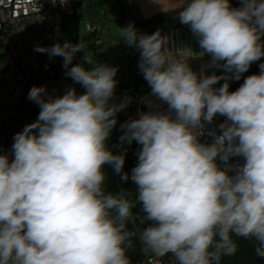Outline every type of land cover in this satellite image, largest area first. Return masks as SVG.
Masks as SVG:
<instances>
[{
	"label": "clouds",
	"instance_id": "obj_1",
	"mask_svg": "<svg viewBox=\"0 0 264 264\" xmlns=\"http://www.w3.org/2000/svg\"><path fill=\"white\" fill-rule=\"evenodd\" d=\"M241 4L185 0L179 15L212 63L226 61L235 79L264 57V0ZM122 33L142 49L140 69L153 94L176 114L147 113L122 126V141L142 145L131 179L153 222L140 234L145 251L172 253L179 264H220L238 250L232 233L264 248V64L234 92L227 82L213 89L222 77H198L185 61L170 60L159 33L138 36L131 25ZM83 47L66 42L48 51L66 67ZM85 62L94 63L91 56ZM116 73L103 64L76 65L67 75L85 94L69 89L45 100L44 88L30 90L41 108L38 120L14 137V159L0 155V264H130L126 248L135 233L126 222L134 204L103 187V166L120 172L124 165V156L106 147L124 107L109 105ZM217 114L227 118L222 134L209 133L213 143H201L204 124ZM233 156L245 162L230 176L216 160L227 164Z\"/></svg>",
	"mask_w": 264,
	"mask_h": 264
},
{
	"label": "built area",
	"instance_id": "obj_2",
	"mask_svg": "<svg viewBox=\"0 0 264 264\" xmlns=\"http://www.w3.org/2000/svg\"><path fill=\"white\" fill-rule=\"evenodd\" d=\"M74 15L73 0H0V44L7 49L9 56L6 66L0 68V155L8 156L10 161L14 159V152L7 145L10 117L30 90L37 87L39 79L43 76L62 77L77 83L67 73L73 66H84L79 51L66 67L63 57L52 56L48 51L53 45L63 46L66 42L76 45L68 27V21ZM87 30L98 34L101 26H87ZM37 47H43L46 51L38 52L35 50ZM260 66L257 61L252 62L249 66L251 70L239 79L240 86L248 76L259 75L262 71ZM220 125L217 114L211 123L204 124L199 140L208 144L212 128L215 135L222 134V130L218 129ZM239 164L240 161H235L233 166H228L229 171H236ZM136 264L179 262L174 254L167 253L163 257H146Z\"/></svg>",
	"mask_w": 264,
	"mask_h": 264
},
{
	"label": "crops",
	"instance_id": "obj_3",
	"mask_svg": "<svg viewBox=\"0 0 264 264\" xmlns=\"http://www.w3.org/2000/svg\"><path fill=\"white\" fill-rule=\"evenodd\" d=\"M110 2H115L119 6V16L115 20L122 27L128 28L131 25L138 36H142L145 33H159L160 37L166 41L163 49L167 50V56L170 60L185 61L198 77L212 75L222 77V79L212 86L213 89H219L218 85L221 82H227L231 89L240 87V78L237 83L234 81V72H229L223 68V64L226 61L213 64L212 55L201 48L199 37L192 32L190 25L181 23L179 15L183 11L185 0H112ZM229 2L233 8L242 6L241 0H229ZM260 42L264 44V35L261 36ZM120 43L121 49L117 52L115 47L111 48L109 57L111 60H114L113 62L118 69V75L114 77L116 84L129 91L123 111L128 108H131L133 111L134 106H136L137 111L133 114L137 119H140L143 114L147 113L169 115L172 119H175V111L170 109L167 102L153 94L148 81L144 78L140 69L142 49L137 44H129L125 40H122ZM80 52L83 57L82 49ZM257 61L260 64H264V57H261ZM250 70L251 67L246 72ZM246 72L241 73L240 77ZM236 84L238 86H235ZM137 97L138 103L135 104V98ZM19 108L16 112L20 111L21 108ZM218 117L221 120V124L227 120L226 116L218 114ZM218 129H221L220 126ZM10 130L11 123L9 122L8 132ZM209 133H214V129L212 128ZM209 136L214 137L210 134ZM199 141L202 143L201 140ZM219 161L223 169L233 166L235 161H244V158L233 156L227 161V164L220 159ZM228 174L235 176L236 171L230 170Z\"/></svg>",
	"mask_w": 264,
	"mask_h": 264
},
{
	"label": "rangeland",
	"instance_id": "obj_4",
	"mask_svg": "<svg viewBox=\"0 0 264 264\" xmlns=\"http://www.w3.org/2000/svg\"><path fill=\"white\" fill-rule=\"evenodd\" d=\"M75 15L69 19L68 27L77 44H83V62L84 67L91 69L95 65L103 64L109 67L116 68L114 60H111L110 49L115 47L118 52L121 49V41L123 33L122 29H126L116 23V17L119 16V6L117 3H112V0H73ZM101 26V31L98 34H92L87 30V26ZM114 43V44H113ZM91 56L93 64H87L85 57ZM107 57V58H106ZM7 49L0 44V68H4L8 61ZM118 70V69H117ZM118 73H116L117 77ZM78 84V83H77ZM74 82L66 80L62 77L56 78H40L37 87H42L46 91L42 94L45 100L62 97L69 89H75L77 95L86 93V89L77 85ZM129 91L116 84L109 105L124 104L128 97ZM29 95L22 101L20 111L14 112L10 117L11 130L8 132V146L13 150L15 143L14 137L24 128L38 120L41 111L40 106L33 100L28 98ZM124 107L115 114L116 124L112 128L110 135L113 133L117 122L118 115L123 111ZM21 111H26L27 117H23ZM9 127V126H8ZM126 131V130H125ZM124 131V133H125ZM124 135V134H123ZM128 143L127 141H124Z\"/></svg>",
	"mask_w": 264,
	"mask_h": 264
},
{
	"label": "trees",
	"instance_id": "obj_5",
	"mask_svg": "<svg viewBox=\"0 0 264 264\" xmlns=\"http://www.w3.org/2000/svg\"><path fill=\"white\" fill-rule=\"evenodd\" d=\"M234 81L238 83V79H235ZM77 85L84 87L82 84ZM235 86L238 85L236 84ZM22 103L18 106V108H21ZM133 111H137L136 106H134ZM133 111L131 108H128L118 115L117 125L111 136H109L106 141V147L108 150H110L114 155L122 154L124 156V165L122 170L120 172H116L114 166L111 164H105L102 169L105 174V181L103 185L105 192L107 194H120L123 192L134 204L131 209L133 219L126 222V230L135 233V235L130 238L131 246L126 248V256L129 259L130 264H136L146 257L154 255L150 251L146 252L144 245L141 243L140 234L144 229L152 226L153 222L146 219L147 214L143 210V204L138 200V185H136V183L131 179L132 170L139 163L138 154L142 150V145H140L136 140H132L131 143H125L121 140V137L126 130L122 126L130 121L137 120V118L134 117ZM21 114L23 117H27L26 111H21ZM209 140L208 144L210 145L213 143V137L209 136ZM244 162L245 161H240L239 166L243 165ZM216 163L221 167L219 159L216 160ZM125 173L128 176L127 180L122 179ZM111 214L117 215L115 212H112ZM231 235L238 246V250L233 256L222 257L220 264H264L256 261L255 245L259 244V242L256 241L255 238L240 237L236 236L234 233ZM217 239L219 238L217 237Z\"/></svg>",
	"mask_w": 264,
	"mask_h": 264
},
{
	"label": "water",
	"instance_id": "obj_6",
	"mask_svg": "<svg viewBox=\"0 0 264 264\" xmlns=\"http://www.w3.org/2000/svg\"><path fill=\"white\" fill-rule=\"evenodd\" d=\"M225 83L221 82L218 85V88L222 87ZM230 86L228 88V90H230ZM238 89V88H237ZM237 89H231V92L236 91ZM138 103V97L135 98V104ZM145 110V109H144ZM135 113V112H134ZM113 217H115L116 215L111 214ZM255 258L257 262L260 263H264V248H261L259 244L255 245Z\"/></svg>",
	"mask_w": 264,
	"mask_h": 264
},
{
	"label": "bare ground",
	"instance_id": "obj_7",
	"mask_svg": "<svg viewBox=\"0 0 264 264\" xmlns=\"http://www.w3.org/2000/svg\"><path fill=\"white\" fill-rule=\"evenodd\" d=\"M88 26H89V25H88ZM99 26H100V25H99ZM100 31H101V30H100ZM71 34H72V33H71ZM145 34H147V33H145ZM153 34H154V33H153ZM143 35H144V34H143ZM143 35H142V36H143ZM73 38H74V37H73ZM74 41H75V39H74ZM75 43H76V41H75ZM76 45H77V43H76ZM79 54H80L81 57H82V54H81L80 51H79ZM82 60H83V58H82ZM257 62H258V61H257ZM83 64H84V62H83ZM259 64H260V63H259ZM248 72H249V71H248ZM248 72H247V73H248ZM247 73H246V74H247ZM246 74H245V75H246ZM43 77H44V76H43ZM43 77H41V78H43ZM47 78H48V77H47ZM23 100H24V99H23ZM23 100H22V101H23ZM22 101H21V103H22ZM21 103H20V104H21ZM20 104H19V105H20ZM17 108H18V107H17ZM17 108H16V109H17ZM15 111H16V110H15ZM15 111H14V112H15ZM9 121H10V120H9ZM8 125H9V124H8ZM7 136H8V135H7ZM7 145H8V142H7ZM8 147H9V146H8ZM12 151H13V150H12Z\"/></svg>",
	"mask_w": 264,
	"mask_h": 264
}]
</instances>
